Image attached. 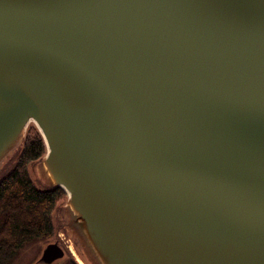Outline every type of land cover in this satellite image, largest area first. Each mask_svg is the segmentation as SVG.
<instances>
[{
    "label": "water",
    "instance_id": "95a60500",
    "mask_svg": "<svg viewBox=\"0 0 264 264\" xmlns=\"http://www.w3.org/2000/svg\"><path fill=\"white\" fill-rule=\"evenodd\" d=\"M30 120L97 264H264V0H0V159Z\"/></svg>",
    "mask_w": 264,
    "mask_h": 264
},
{
    "label": "trees",
    "instance_id": "16d2710c",
    "mask_svg": "<svg viewBox=\"0 0 264 264\" xmlns=\"http://www.w3.org/2000/svg\"><path fill=\"white\" fill-rule=\"evenodd\" d=\"M45 152L40 132L34 125L29 127L14 166L0 178V264H6L25 244L56 236L52 215L65 200L66 191L55 184L46 189L36 187L28 172V163ZM83 250L85 254L79 248L80 255L96 263L85 245ZM63 264L78 263L70 256Z\"/></svg>",
    "mask_w": 264,
    "mask_h": 264
},
{
    "label": "rangeland",
    "instance_id": "374dc122",
    "mask_svg": "<svg viewBox=\"0 0 264 264\" xmlns=\"http://www.w3.org/2000/svg\"><path fill=\"white\" fill-rule=\"evenodd\" d=\"M33 125L37 128L33 120L28 121L20 139L0 159V178L6 175L14 166L16 159L18 158V155L22 149L27 129ZM28 172L36 187L40 189H46L52 186L53 183L51 182L47 167L44 162V155L40 159L33 160L28 163ZM68 205L69 199L66 193L65 200H63V202L60 204V207L54 210L52 215L53 222L56 227V236L54 238L36 239L25 244L14 256L9 259L6 264H45L40 262L39 259L43 248L47 245V243L52 241H57L58 244L64 249L65 254L63 257L58 258L49 264H63L64 260L70 256H73L78 264H95L89 258L88 259L90 262H87L79 253V248L84 253L83 244L78 235L72 229L71 215L69 213ZM1 218L2 215L0 214V221Z\"/></svg>",
    "mask_w": 264,
    "mask_h": 264
}]
</instances>
